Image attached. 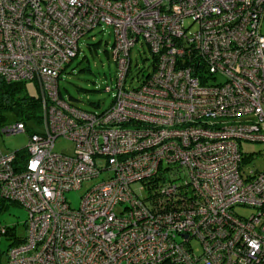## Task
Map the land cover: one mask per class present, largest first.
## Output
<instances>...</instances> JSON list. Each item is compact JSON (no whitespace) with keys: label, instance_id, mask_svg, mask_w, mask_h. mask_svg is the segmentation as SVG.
Instances as JSON below:
<instances>
[{"label":"built area","instance_id":"built-area-1","mask_svg":"<svg viewBox=\"0 0 264 264\" xmlns=\"http://www.w3.org/2000/svg\"><path fill=\"white\" fill-rule=\"evenodd\" d=\"M263 17L264 0H0V77L37 83L43 127L24 158L0 150V200L27 230L2 264H264V171L241 151L264 144ZM98 26L117 76L93 113L58 80ZM137 43L149 66L132 86ZM103 176L72 209L66 193Z\"/></svg>","mask_w":264,"mask_h":264},{"label":"rangeland","instance_id":"rangeland-1","mask_svg":"<svg viewBox=\"0 0 264 264\" xmlns=\"http://www.w3.org/2000/svg\"><path fill=\"white\" fill-rule=\"evenodd\" d=\"M261 33L264 35V17L261 21ZM113 34L108 27L98 26L86 34L79 41V52L77 57L67 65L58 80V89L63 100H66L82 110L88 112H101L108 109L112 103V92H106L105 88L115 87L116 66L112 58ZM91 47V49H89ZM144 53V54H142ZM131 71L127 84L137 85L136 79L143 67L149 66V56L145 47L137 43L131 51ZM147 58V60H146ZM132 79V80H130ZM30 95H38L33 83H27ZM35 132H43L42 126L30 125ZM0 128V150L16 152L26 148L28 145V133L5 135ZM241 151L249 161L245 164L246 172L264 171V144L243 143ZM54 152L58 154L72 155L74 144L64 138H58L54 144ZM100 178L83 182L79 190L66 193V199L72 209H78L82 196L94 185L102 181ZM243 216L251 214L249 210H238ZM26 212L13 202L0 204V264L8 259L10 249L21 243L26 236ZM5 230L8 232L5 234Z\"/></svg>","mask_w":264,"mask_h":264},{"label":"trees","instance_id":"trees-1","mask_svg":"<svg viewBox=\"0 0 264 264\" xmlns=\"http://www.w3.org/2000/svg\"><path fill=\"white\" fill-rule=\"evenodd\" d=\"M89 49H91V47H89ZM152 65H154V61H152ZM116 76L117 71H115V79ZM27 83L34 84L36 90L38 91L37 96L29 94L27 90ZM58 93L59 97L61 98L59 89ZM71 105L76 108H79L72 103ZM17 122H22L25 125L26 132L28 134L35 132V128L31 127V124L40 126V124L42 123V105L40 89L37 83L35 82H6L2 77H0V128H2L6 124ZM16 152H18L19 159L25 157L24 149ZM5 202L8 201L0 200L1 205ZM7 233L8 232L5 230V234Z\"/></svg>","mask_w":264,"mask_h":264}]
</instances>
